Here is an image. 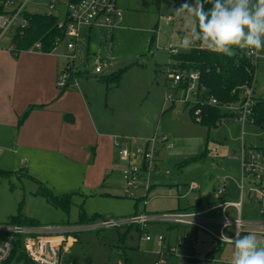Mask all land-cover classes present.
I'll return each instance as SVG.
<instances>
[{"label": "rangeland", "instance_id": "obj_1", "mask_svg": "<svg viewBox=\"0 0 264 264\" xmlns=\"http://www.w3.org/2000/svg\"><path fill=\"white\" fill-rule=\"evenodd\" d=\"M58 2L52 13L58 18V23L63 25L67 0ZM185 2L193 3L192 0H117L122 11L121 21L111 27H81L73 53V68L83 74L78 80V88L74 87L75 91L83 97L85 94L93 95L91 110L88 109L90 114L93 113L91 118L109 137L129 135L136 138L135 135L149 134L151 137L158 135L168 138L162 149V158L166 163L161 170H169L170 175L159 176L157 180L178 184L182 191L184 183L195 182L201 187L200 191L179 201L181 208L194 205L199 196L202 203L209 201L213 196L212 189L217 186L226 187V192L230 194L229 201L239 200L240 166L237 160L229 156L238 153L242 138L241 124L231 117L221 119L207 130L205 126L194 123L189 111L182 105L166 103L163 106L166 92L173 96L179 95L166 78L168 62L175 63L169 48H177L183 53L199 47H181L188 30L184 28L183 20L176 15L175 9ZM46 3L47 0H34V4L42 11L46 10ZM178 30L184 35L180 37ZM2 44H8V37L2 40ZM52 53L60 57L63 69L66 60L61 56L68 53L65 44L56 46ZM97 64L103 67L101 75L94 74ZM123 69L126 70L117 87L107 91L106 85L99 82L101 77ZM253 97L264 98V51L256 60ZM77 120L82 121L79 117ZM245 132L243 142L246 145L261 147L264 137L260 135L259 125L247 124ZM205 148L207 154L202 157ZM53 161L56 166L47 169L44 172L47 176L38 179V172L32 174L28 170H17L19 166H15L13 154L0 148V170L10 173L16 171L7 179L0 178V226L10 225L11 219L19 214L37 220L41 226L78 224V218L83 213L88 218L94 215L123 218L135 214V201L122 195L121 166L117 162L107 176L104 175L105 185L97 186L87 183L83 165L66 166L58 160ZM60 169L67 170L68 175L61 176ZM25 173L41 182L54 195L74 194L69 215L36 195L38 184L26 177ZM153 193L155 197L148 202L145 210L159 211L176 206L173 188L161 187ZM143 211V205L139 203L137 212ZM257 215L258 207L245 198L242 216L254 218ZM118 231L127 234L121 241ZM175 231V234H169L165 225L152 226L150 242L144 241L141 233L135 229L128 233L127 230L110 229L74 234L71 242L63 245L60 264H124L123 253L127 254L130 264H155L159 258L166 264H190L179 258V255H170L156 246L159 235L169 236L172 242L183 231L191 233L190 229L180 227ZM198 236L205 242L198 247L202 253L218 247L208 236L202 233ZM259 240L264 242V238ZM233 250V246L226 245L221 258H232Z\"/></svg>", "mask_w": 264, "mask_h": 264}, {"label": "built area", "instance_id": "obj_2", "mask_svg": "<svg viewBox=\"0 0 264 264\" xmlns=\"http://www.w3.org/2000/svg\"><path fill=\"white\" fill-rule=\"evenodd\" d=\"M59 4L58 0H47L46 10L42 11L34 4V0H0V45L5 37H8L7 50L14 55L16 50L14 38L23 35L28 28L30 17L35 14L45 15L57 19L56 27L62 33V38L54 41L55 46L65 43L67 54L65 67L61 72L58 88H64L72 81L77 86V73L74 66L73 55L79 39L81 27L98 25L111 27L121 21L122 11L117 0H67L63 25L58 23V18L52 11ZM30 6L32 10H30ZM68 39V41H66ZM40 43L34 44L24 52H40ZM241 51V50H240ZM180 53L177 48H169V54L176 56ZM242 56L249 59L252 65H256L258 55H249L241 51ZM166 78L169 85L179 95L170 93L164 95L166 103L179 104L188 109L194 123L200 125L205 114L203 108L217 109L222 115L231 117L241 124L242 128L247 124H254L253 97L254 78L249 85L241 89L240 99L224 103L209 94L201 82L198 71L181 70L176 63L168 62ZM103 67L97 64L94 74H101ZM248 72L250 70H247ZM244 135V132L242 133ZM264 137V123L261 133ZM242 139V138H241ZM167 142L166 136L153 135L147 139L132 138L129 136H117L114 138V147L117 150L118 160L122 163L120 175L122 178V195L124 198L142 203L143 208L153 198L155 177L159 174L157 162V149L160 144ZM234 157V156H231ZM238 160L240 162L239 200L236 202L220 201L224 194V188L215 191L217 204L200 210H177L163 213L137 212L123 218H101L94 222L73 225H46V226H0V264H60V255L64 244H69L74 234L85 232H98L101 230H137L146 242L151 241L149 228L153 225L176 226L190 228L193 234L184 233L176 238L173 245L165 241L164 236L156 238V246L159 250H165L170 255H180V250L195 251L199 243L196 232L206 234L217 245L234 244L222 241L221 235L235 238L239 231L240 236L249 232L256 233L258 239L264 238V155L260 147L241 144ZM169 175V171H164ZM187 194L199 190L195 182L183 185ZM178 192H183L178 186ZM141 193V194H138ZM247 199L258 207V215L254 218L242 216V203ZM234 211L230 216L229 210ZM216 213H218L216 215ZM216 215V216H214ZM226 223L230 226L225 227ZM159 255L162 254L159 252ZM222 255H181L190 264H230V259H222ZM155 264H166L160 259Z\"/></svg>", "mask_w": 264, "mask_h": 264}, {"label": "crops", "instance_id": "obj_3", "mask_svg": "<svg viewBox=\"0 0 264 264\" xmlns=\"http://www.w3.org/2000/svg\"><path fill=\"white\" fill-rule=\"evenodd\" d=\"M88 28L90 29V27ZM177 33L180 37L184 35L181 30H178ZM8 45L9 44H6V46L3 44L0 45V148L13 154L15 166H19L17 170H28L32 174L38 172V174H40V176H37L38 179L47 176L44 172L56 166L53 161V159H55L63 162L66 166L69 164L83 165L85 175L87 174L88 177L87 183H95L97 186H104L106 180L104 175L107 176L106 174L112 170L115 162H117L121 168L122 163L117 158V150L113 144L114 138L117 137V135L109 137L106 132H104V129L98 127L94 119L91 118L93 113L90 114L88 109L91 110V102H93L94 99L93 95L90 94L87 96V94H85L83 97L82 94L75 91V86H73V84H70L69 87L63 91L57 87V82L60 79L63 69L61 67L60 57L54 53L20 52L14 55L7 50ZM65 55L66 54L62 55L61 58L64 59ZM75 71L79 72L78 70ZM78 80L79 78H77V88ZM255 100H257V98H255ZM163 106L165 107V105ZM27 111V116L20 126H18L17 124L20 117ZM78 117L82 121L77 120ZM245 127L246 125L243 128L241 126V144L243 143V137L246 135ZM243 132L244 135L242 134ZM135 137L138 139H147L150 138L151 135H135ZM241 144L238 147L237 154H230V159L239 162L237 156H239ZM164 146L165 144H160L157 149L159 174L155 177L156 184L152 191L154 192L161 187H168V189H170V187L173 188L175 190L174 197L176 206L159 211H147L145 207L144 210L146 212L163 213L186 210V208L193 207L198 203H200L201 209L209 208L217 204L215 191L218 188H224V194L220 196V201L236 202L229 201L230 194L226 192V187L217 186L212 189L213 196L209 201L202 203L201 196H199L195 199L194 205L181 208L179 206V201L189 194L185 191L178 192V184L163 183L157 180L159 176H166L164 171H169L161 170L162 168L164 169L163 166L166 163L165 159L162 158V149ZM55 169L59 170V168L56 167ZM60 170L62 173L61 176L68 175L67 170ZM14 173H16V171H14ZM186 184L187 183H184L183 185ZM200 189L201 187H199L197 191H200ZM152 195L155 197L154 193ZM150 201L151 199L148 202ZM232 212L230 216H234V211L232 210ZM217 214L218 213H216V215ZM151 227L152 226H150V228ZM166 227L169 234H175V230L179 228L176 226L175 229H171V226ZM150 228L148 232H150ZM190 230L191 233L183 231L180 235L184 233L193 234L195 232L192 229ZM195 234L199 239V233L196 232ZM180 235L175 236L172 242L169 241V236H165L164 238L167 243L173 245L176 238ZM204 244L205 242L199 239L195 251L180 250L179 252L183 256L193 253L197 255H222L224 253L225 246L218 252H214L216 248L214 249V247H212L210 251L206 253L203 252V254L198 247ZM197 249L199 250L197 251ZM181 255H179V258L190 263L185 258H182Z\"/></svg>", "mask_w": 264, "mask_h": 264}, {"label": "trees", "instance_id": "obj_4", "mask_svg": "<svg viewBox=\"0 0 264 264\" xmlns=\"http://www.w3.org/2000/svg\"><path fill=\"white\" fill-rule=\"evenodd\" d=\"M194 2V0H192ZM206 8L211 7V5H205ZM57 19L52 17H47L41 14H35L30 17L29 26L23 31V35L19 38L16 36L14 38V43L16 50L20 52L27 51L34 44L40 43V52L49 54L56 48L54 41L57 38H62V33L56 27ZM152 41V40H151ZM177 67L181 70H193L200 72L201 82L208 90L209 94L215 97L217 100L228 103L240 99L241 89L245 85H249L252 79L254 78L256 65H252L249 59L242 56L241 51L237 50L236 56L229 58L223 54H217L200 47L192 48L187 52L179 53L176 56H172ZM126 69L119 70L113 74H110L106 77H101L99 81L106 85V90L115 88L118 86V83L125 72ZM247 70H250L249 72ZM83 74L77 72L73 74L75 78H81ZM72 84V81L68 82L64 88H60L61 91L66 90L69 85ZM34 108V107H31ZM254 111V123L260 127L264 123V98L255 100L253 107ZM203 121L200 124L205 126L207 130L210 127L215 126L217 122L221 119L227 117L222 115L217 109L205 107L203 108ZM28 111L25 112L18 121V126L23 122L27 116ZM261 152L264 155V140L260 147ZM207 154V149L202 152V157ZM23 172V170H20ZM20 172V173H21ZM13 174L0 170V178L7 179ZM26 177H29L25 173ZM36 184H38V189L36 195L41 196L47 200L49 205L52 207L61 210L65 215H69V211L72 205L71 198L74 194L61 195L57 196L52 194V192L46 188L38 180L29 177ZM135 209L139 202H135ZM200 203L196 204L193 207L186 208V211L189 210H200ZM136 214V212H135ZM101 219L100 216L94 215L92 217H87L84 213L80 214L78 218V224L89 223L95 220ZM10 225H20V226H40L41 224L34 219H28L21 216L20 214L11 219ZM175 226H171V229H175ZM132 228L127 230V233ZM126 233H121L118 231L119 241L123 240L126 237ZM223 245L218 244V247L214 252L221 251ZM124 254V264H130V261L126 253Z\"/></svg>", "mask_w": 264, "mask_h": 264}, {"label": "clouds", "instance_id": "obj_5", "mask_svg": "<svg viewBox=\"0 0 264 264\" xmlns=\"http://www.w3.org/2000/svg\"><path fill=\"white\" fill-rule=\"evenodd\" d=\"M175 12L188 30L182 48L198 45L229 58L236 56L237 50L249 55L264 51V0H194ZM228 226L230 223L225 224ZM221 239L234 244L230 264H264V242L256 233L240 236L237 231L234 239L224 234Z\"/></svg>", "mask_w": 264, "mask_h": 264}]
</instances>
